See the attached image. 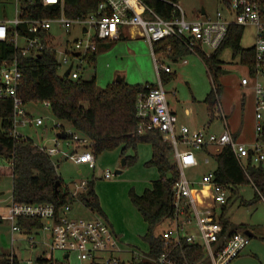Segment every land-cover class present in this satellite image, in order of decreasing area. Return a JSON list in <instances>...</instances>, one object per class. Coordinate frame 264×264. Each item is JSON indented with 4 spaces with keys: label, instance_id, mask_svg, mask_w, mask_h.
<instances>
[{
    "label": "built area",
    "instance_id": "built-area-1",
    "mask_svg": "<svg viewBox=\"0 0 264 264\" xmlns=\"http://www.w3.org/2000/svg\"><path fill=\"white\" fill-rule=\"evenodd\" d=\"M20 1L19 15L14 20L0 21V43H12L15 49V54L10 57H2L0 52V99H9L13 102V135L15 137L23 136L17 131L19 126L41 127L45 124L42 117H35L27 110L18 94V87L23 77L20 58L33 56L44 50V43L37 35L42 30L52 32L53 26L58 25L65 33H71L73 27L79 26L82 33L87 36V40L86 42L75 41L71 56L85 59L89 52L97 50L96 38L100 40L118 38L122 29L128 27L138 28L141 36L152 49L155 42L173 37L182 42L189 53L196 55H199V51L209 54L218 49L231 23L256 27L257 39L254 46L256 64L252 78L255 91L257 138L252 144H242L236 139L222 111L220 115L225 122V129L219 135L209 133L207 130H192L188 126L178 127V117L169 107L167 92L161 79L158 85L141 94L137 103V113L141 119L139 131L142 132L145 127L160 131L164 139L173 145L174 158L180 168V179L174 187L175 211L171 218L172 226L169 230L161 232L163 238L171 241L175 246L186 242L189 245L203 248L204 259L197 264H233L250 243L251 238L242 230L225 229L218 221L221 213L217 210H221L227 203L228 187L215 182L214 171L204 174L199 182L189 180L185 171L199 166L196 152L206 147H215L217 151L222 147H230L245 172L249 157L255 164L264 162V126L261 123L264 108V84L260 82V77L264 76V19L261 17L260 1L231 0L232 22H228L221 11H217L214 17L206 15L199 19L189 20L180 4L170 0L162 1L173 5L179 12V16H173L171 19H165L145 0H103L95 12L76 18H70L65 14L64 0H38L44 7L60 4V15L53 18L24 19L21 17L23 10ZM23 25L34 36L29 37L20 33L18 28ZM56 51L58 54L57 48ZM67 53V51L64 52V54ZM58 61L61 71L63 66L70 64L69 67L72 65V69L69 77L73 79L79 77L78 71L81 67L76 69L75 63L71 62L67 55L63 56V59L58 58ZM155 65L159 77L160 72L171 73L172 71L170 66L159 60H155ZM249 83L248 78L242 79L243 86ZM45 106L49 107V102H45ZM219 107L218 104L215 108L217 113L220 110ZM60 132L66 135L63 141H70L71 143L68 142V144L73 145L75 149H81L82 152L59 150L62 139L57 135L55 147L47 148L46 145H40L41 150L55 162L59 161L56 158L58 157L60 160H71L76 165L88 164L94 168L96 157L89 149V140L74 132L66 133L64 128ZM67 135L71 137L68 138ZM180 145L184 146L183 150L179 148ZM205 162L208 163L209 159L206 158ZM112 176L110 171L105 173L106 179ZM198 186L209 187L207 202L198 200ZM87 188L88 180L74 182L73 188L70 189L71 196L77 199L79 193L87 191ZM72 207L65 205L57 209L54 203L19 204L11 201L6 214L0 215V220H7L11 223L12 240H15L16 233L32 234L17 224L19 218H42L44 227L41 231L47 236L43 241L46 243V251L40 257L46 259V264H62L54 259L56 251L64 252L65 259H68L73 251H78L83 262L126 264L121 257L115 255L123 250L111 226L101 218L72 217ZM29 241L32 246L35 245L33 237ZM47 253L50 255H46ZM132 258H145V254L132 251ZM151 260L157 264H174L170 250ZM28 264L35 263L28 261Z\"/></svg>",
    "mask_w": 264,
    "mask_h": 264
},
{
    "label": "trees",
    "instance_id": "trees-1",
    "mask_svg": "<svg viewBox=\"0 0 264 264\" xmlns=\"http://www.w3.org/2000/svg\"><path fill=\"white\" fill-rule=\"evenodd\" d=\"M145 1L165 19L179 16L176 8L165 1ZM170 1L179 3V0ZM222 1L230 7L231 0ZM259 1L261 17L264 19V0ZM20 2L23 10L21 17L24 19L53 18L61 13L60 4L44 7L38 0H21ZM102 2L103 0H64V11L68 17L76 18L95 12ZM244 29L243 25L231 23L218 49L209 54L199 51L198 56L206 65L212 78V89L205 100L212 117L219 104L222 89L218 75L223 71L221 60L223 51L230 48L234 57L239 56L241 64L249 69L251 75L254 74L255 47L248 49L241 47ZM18 30L26 36H34L24 25ZM37 35L44 43V50L39 54L20 58L23 77L18 87V94L25 106L49 102L48 108L57 120L68 123L74 133L89 140V149L96 158L105 152L120 150L126 161L125 164H134L137 161V154L127 156V151L129 149L136 151L138 145L142 143L151 146L152 157L146 162V166L156 168L159 178L154 180L151 187L146 188L143 194H137L133 190L130 192L132 203L147 224V232L143 239L149 248L143 252L145 258H133L129 264H157L151 259L169 250L174 264L201 262L205 256L203 248L186 242L175 246L157 232V227L165 221H171L174 214V187L180 179V168L176 160L172 161L171 158L172 155L174 156L173 145L164 139L160 131L147 129V127L142 132L139 131L141 124L137 113L139 96L156 85L150 83L130 85L125 81H114L107 87L100 88L95 75L91 79L83 78L82 68L78 71V78L65 77V73H62L59 68L54 34L51 31L42 30ZM112 41V39L96 38L97 50L89 52L85 57L88 63L95 65L97 54L103 49L112 47ZM105 42L110 43L105 44ZM0 52L2 57H10L15 54L14 45L1 42ZM153 52L155 56L161 55L175 61L189 54L184 44L173 37L155 42ZM173 78L175 75L160 72L163 84ZM13 117V102L9 99H0V166H2L0 177L12 178V201L19 204L54 203L57 209L80 203L90 212L103 215L93 181H88L87 191L79 193L77 199H74L58 173L59 162L49 157L31 138L13 135ZM67 137L71 136L67 135ZM209 148L206 147L203 150L217 163L214 170L216 183L228 188L251 184L255 189V197L248 202L242 201L244 205L255 204L264 197L263 162L255 164L249 157L245 172L230 147H222L216 152ZM57 181H60V186L56 195ZM232 198H228L218 219L225 229L233 228L226 215ZM17 224L26 232L39 233L44 227V220L35 217L19 218ZM235 228L248 229L247 226ZM262 239L264 241V237ZM37 261L39 264L47 262L42 257ZM0 264H20V261L16 255L0 254Z\"/></svg>",
    "mask_w": 264,
    "mask_h": 264
},
{
    "label": "rangeland",
    "instance_id": "rangeland-1",
    "mask_svg": "<svg viewBox=\"0 0 264 264\" xmlns=\"http://www.w3.org/2000/svg\"><path fill=\"white\" fill-rule=\"evenodd\" d=\"M179 4L187 18H193L204 9L209 17H214L217 11H221L228 22L233 21L229 5L222 0H179ZM19 10V0H0V21L3 19L14 20L19 15ZM52 33L55 38V47L59 50L58 58L63 59V56L67 55L71 62L75 63L76 69L79 66L82 68L84 79H91L95 75L97 84L104 88L114 82L118 76L124 77L125 82L130 85L152 84L158 81L151 47L144 39L131 43L128 40H124L125 42L122 43L119 41L112 47L101 50L97 54L95 65H92L83 57L77 59L71 56L75 48V41L86 42L87 40V36L82 33L79 26L73 27L71 33H65L58 25H54ZM255 33L254 26L245 25L244 46H250L254 42ZM65 51L68 53L64 54ZM223 53L228 56L229 48L225 49ZM225 63L229 66L227 67L229 72L218 75L222 88L219 98L220 110L218 113L215 111L214 117L211 116L210 120L201 128L206 129L209 133L219 135L225 128V122L220 115L223 111L227 116L230 129L238 132L239 141L251 143L256 134L254 80L247 68L241 64L239 56L233 57L231 52ZM69 65L63 66L62 72H65ZM179 65L180 61L173 63L172 67L177 68ZM200 74L199 68L192 74H187L186 79L178 77L177 82H174L175 79L173 78V80L165 83L164 89L168 94V100L172 101V99L177 98L185 104L191 103L195 94L199 98L207 90V87H211L209 76L205 73L202 77ZM243 75L250 80L249 88L238 86V83L241 85ZM260 82L264 84V76L260 77ZM199 105L203 107L204 104L199 102ZM26 108L35 117H42L45 124L41 127L19 126L17 131L21 135L31 138L37 145H46L47 148L55 147L56 135L62 128L66 133L74 132L68 123L57 120L50 108L45 106V103L30 104ZM262 113L261 123L264 126V108ZM60 125L63 127L60 128ZM68 142L70 141L61 140L59 150L72 152L75 147ZM179 148L183 150L184 146L180 145ZM209 149L214 152L217 151L215 147ZM135 154H137L136 163L122 167L121 161L124 157H122L120 150L105 152L97 157L94 169L88 164L78 166L71 160H60L56 157L59 160L58 173L63 179L64 186L72 189L73 183L79 180L93 181L94 190L100 200L103 215L90 212L82 204L76 203L72 207L73 216L76 218H101L114 227L113 230L119 239V246L123 250L115 255L121 257L126 264H129L133 259L132 251L146 252L149 248L143 239L147 232V224L132 203L130 192L133 190L137 194H143L145 189L150 188L152 182L159 178L156 168L146 166V162L152 157L151 146L142 143L138 145L136 151L129 149L126 153L127 156ZM201 155L204 157L200 158L197 155L199 166L185 171V175L191 181L199 182L204 174L214 171L217 167L216 161L206 152H202ZM171 158L172 161L175 160L173 155ZM206 158L209 159L208 163L205 162ZM118 170L121 173H117ZM107 171L113 175L110 179L105 178ZM228 191L229 197L232 198L233 196V198L226 215L232 225L234 227L247 226L254 231L250 243L233 264H264V241L262 239L264 237V198L252 205L242 203V201H251L255 197V189L251 184L236 188L229 187ZM11 197L12 178L10 176L0 177V215L6 214ZM217 212L221 213V210L218 209ZM171 226V221H165L157 227V232L169 230ZM46 236L47 234L42 231L39 233L32 232L31 235L21 232L16 233L15 240H12L11 223L7 220H0V254L16 255L20 264H28V261L39 264L37 259L46 251V243H43ZM31 237L34 238V246L29 241ZM46 255H50V253ZM54 259L62 264H89L81 260L78 251H73L68 259H65L64 252L56 251Z\"/></svg>",
    "mask_w": 264,
    "mask_h": 264
},
{
    "label": "crops",
    "instance_id": "crops-1",
    "mask_svg": "<svg viewBox=\"0 0 264 264\" xmlns=\"http://www.w3.org/2000/svg\"><path fill=\"white\" fill-rule=\"evenodd\" d=\"M206 15H207L206 14V11L204 9H202L199 14H197L193 18H187V19H189V20H195V19L202 18V17H204ZM186 17H187V15H186ZM232 18H233V16H232ZM3 20H8V19H3ZM251 26H254V25H251ZM255 30H256L255 40H254V42L251 43L250 46H247V45L244 46V41H243L244 39L242 37L241 46H242L243 49H248V48H252V47L255 46L256 39H257V29H256V27H255ZM120 37H122V39H119ZM120 37L112 39L113 40L112 41L113 43H111V46L115 45L119 41H120L119 43L125 42L124 40H128L129 43L134 42L136 40H143V37L141 36L140 30L138 28H134V27H128V28L122 29V33H121ZM109 43L110 42H108V44ZM151 51H152V55L154 57V61L159 59L163 63H165L166 65H168V66L171 67L172 71L169 74L176 76V78H174L175 79L174 82H177L176 79L178 77L179 78H182V79H186V75L187 74H189V73L192 74L193 71H197V69L199 70V68H200V72H201L200 76L204 77L205 73L207 74V76H209V79L211 81V87H207V90L204 92L205 94L203 93L199 98L195 94V98L192 99L191 103H185V104H183L177 98L172 99V101L171 100H168V94H167V100H168L169 107H170V109L178 117V127L188 126L192 130H206V129H202L201 127L208 120H210V118H211V115H210V112H209V109H208V104L206 103L205 100H206L207 95L210 93V91L212 89V78H211V76H210V74L208 72V69L206 68V65L202 61V59L198 55H196V54L189 53V54H187V55H185L183 57H180L177 61H175L173 59H170V58H167V57H164V56H161V55L160 56H155L152 47H151ZM229 51H230V53L228 54V56L231 54L232 50L229 48ZM228 56L226 55V53H223L222 56H221V60L223 61V71H224V72L222 71V73H228L229 72V70L227 68L229 66L225 63V60H227V57ZM233 57H234V55H233ZM178 61H180V65L177 68H175V66L173 68L172 67V64L173 63H177ZM247 70H248V73L250 74V71H249L248 68H247ZM157 75H158V73H157ZM250 76H252V75L250 74ZM118 77H120V76H118ZM246 77L247 76L243 75L241 79L246 78ZM159 81H160V77L158 76V81L156 83H152V84L158 85ZM164 85L165 84H163V87H164ZM249 85H250V83H249ZM249 85H247V87H245L242 84L240 85V83H238V86L239 87H242V88H244V87L245 88H249ZM98 86L100 88H104V87L100 86L99 84H98ZM199 102H203V104H204L203 107H202V105H199ZM186 104H188V105H186ZM225 117L227 119V116L226 115H225ZM227 122H228V119H227ZM228 126H229V123H228ZM229 129H230V127H229ZM231 132L236 137V139L239 141V134H238V132L237 131H233V130H231ZM256 138H257V133L255 134V138H254L253 142L256 140ZM253 142H251V143L240 142V143L250 145ZM76 151L78 153L79 152L80 153L82 152V150L79 149V148L78 149H75V148L72 149V152H76ZM202 152H205V150H201V151H197L196 152L197 155L200 158H203L204 157V156L201 155ZM96 160H97V158H96ZM78 166H81V165H78ZM95 166H96V164H95ZM198 187H199L198 188L199 191L197 192V198H198V200L200 202H203V201L207 202L208 199H209V196H207V195L210 192L209 187L208 186H203V187L198 186ZM1 194H4V193H1ZM11 201H12V197H11ZM11 201H10V203H11ZM71 216L74 217L73 216V211L71 213ZM232 227H233L232 229H237L233 225H232ZM111 228L113 230L114 227L111 226ZM248 229L254 234V231L251 228H248ZM242 231H244V230H242Z\"/></svg>",
    "mask_w": 264,
    "mask_h": 264
},
{
    "label": "water",
    "instance_id": "water-1",
    "mask_svg": "<svg viewBox=\"0 0 264 264\" xmlns=\"http://www.w3.org/2000/svg\"><path fill=\"white\" fill-rule=\"evenodd\" d=\"M77 56H78V54H77ZM71 69H72V65L65 72V77H69V74H70ZM124 80H125L124 77H118L115 81H117V82H124ZM57 137L60 138V139H62V140H65L66 139V135L64 133H61V132L57 134ZM125 163H126L125 159H122L121 166L124 167L126 165ZM117 173H121V171L118 170ZM59 186H60V181H57V183L55 185L56 195H57ZM244 234L247 235L250 238L254 236V234L249 229H245L244 230ZM66 257H67V255H66Z\"/></svg>",
    "mask_w": 264,
    "mask_h": 264
}]
</instances>
